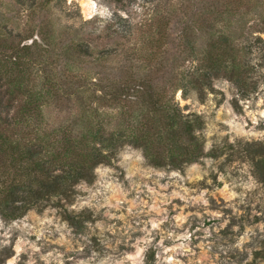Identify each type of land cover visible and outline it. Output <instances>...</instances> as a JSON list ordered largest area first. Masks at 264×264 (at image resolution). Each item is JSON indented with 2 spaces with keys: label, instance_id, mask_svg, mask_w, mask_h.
<instances>
[{
  "label": "rangeland",
  "instance_id": "374dc122",
  "mask_svg": "<svg viewBox=\"0 0 264 264\" xmlns=\"http://www.w3.org/2000/svg\"><path fill=\"white\" fill-rule=\"evenodd\" d=\"M99 4L112 11L111 21H103L99 16L86 19L89 9L77 0H72L71 4L68 0H0V45L6 48L1 41L4 37L10 45H28V51H22L21 55L28 64V86L36 97L42 99L44 126L55 129L59 134L70 130L71 134L80 135L95 129L97 121H103L106 133L119 128L130 133L133 131L130 127L139 120L157 118L140 98L145 89L173 100L183 113L199 115L203 124L196 132L203 142V155L197 161L181 168L159 167L149 162L143 153L145 163L140 165L143 169L179 170L185 176L188 167L198 164L201 170L208 172L204 179L185 181L184 184L192 195L207 189L208 212L222 213L218 219L209 216L203 207H184V202L178 199L167 206L170 217L181 208L186 214L199 211L203 215L202 220L191 216L190 228L188 224L184 225L195 233L190 245L194 255L180 259L185 260V264L189 258L194 264L196 261L200 264H244L248 257L246 249L253 248L249 264H264V239L261 238L264 232L260 230L264 226V140L236 137L235 143H229L228 135L220 136V132L229 131L228 125L223 123L228 116L220 111L226 101L237 116H246L245 104L251 101L248 107L256 111L258 101L264 97L261 90L264 86V0H99ZM134 5L143 12H136ZM121 12L126 16H121ZM2 25H6L12 35L4 32ZM78 43L88 44L93 54L85 56L78 52ZM100 50L107 52L101 56ZM6 51L10 50L6 48ZM253 59L257 60L256 65L252 64ZM210 66L220 67L217 75H212L206 84L201 83L198 90L193 89L195 75L210 69ZM224 80L232 86L227 90L233 97L231 100L225 91L213 86L214 83L222 84ZM127 82L133 83L122 91ZM178 89H187L186 92L183 90L181 100L192 102L181 107L175 99ZM198 108H210L211 111L199 112ZM260 109H264V105H260ZM245 122L248 128L252 127L250 120ZM36 123L32 121V124ZM254 130L264 132V120ZM209 142L212 147L206 152L205 145ZM126 145L134 150L141 149L126 141L109 163L97 166L114 169L115 180L129 189L130 183L125 179L127 171L119 165V153ZM206 159L213 161L211 167L205 164ZM220 176L224 181L219 179ZM249 176L259 187L245 195L244 203H240L238 198L228 201L217 191L225 183L247 182ZM97 179L95 174L92 182L84 181L87 188L95 191ZM154 179L147 180L138 174L133 176V181L140 185L147 183L152 186ZM76 185L69 198L53 196L18 218L5 219L1 214L0 217L7 224L31 213L28 222L36 224L37 218L43 219L47 214L54 223H66L71 230L67 236L71 249L53 242L59 238L55 232L47 242H38L43 244L42 254L52 250L62 253L64 264L85 259L93 251L100 254L98 259L106 255L119 258L124 252L134 251L130 244L141 235L139 232L133 233V240L128 244H115L125 221L109 219L104 215L105 209L97 213L87 207L79 212L71 208L78 197L89 195L87 191L78 190ZM173 190L169 188L167 191ZM234 190L243 191L240 187ZM135 195L136 192L131 191L127 199L132 200ZM140 196L147 199L143 191ZM173 205L177 207L174 209ZM126 207L111 211L117 216L126 215ZM141 219L147 217L142 216ZM225 221L226 226L221 227ZM98 223L105 228L115 226L117 235L107 231L103 234L113 243L115 251L101 244V230L96 227ZM162 228L170 230L168 223ZM197 228L200 231H196ZM204 228L212 232L207 239L204 238ZM236 228L238 231H234ZM248 228L253 229L255 236L251 243L244 245L245 251L234 248L226 254L220 251L221 246L228 248L234 245ZM17 235L14 233L12 244L0 250V264H6L15 255L13 246ZM159 238L157 236L156 239ZM29 239L35 241L36 237L33 235ZM170 243L165 240L166 245ZM80 247H83V252L73 250ZM257 247L259 250H255ZM39 255L36 256L37 264H43ZM146 256V264H155L154 249H150ZM27 259V255L22 253L18 264H24Z\"/></svg>",
  "mask_w": 264,
  "mask_h": 264
},
{
  "label": "trees",
  "instance_id": "16d2710c",
  "mask_svg": "<svg viewBox=\"0 0 264 264\" xmlns=\"http://www.w3.org/2000/svg\"><path fill=\"white\" fill-rule=\"evenodd\" d=\"M2 27L12 35L6 25ZM1 41L10 50L0 45V214L5 219L18 218L50 197H71L75 185L92 182L95 167L109 163L126 141L143 149L149 162L159 167L181 168L203 155L202 139L195 134L202 127L201 117L183 113L177 103L151 89L142 91L140 98L157 118L139 120L130 133L121 128L106 133L103 121L80 135L46 129L42 99L28 86V64L21 55L28 45H10L5 37ZM77 51L93 54L84 43L77 44ZM209 68L195 75L193 89L198 90L220 70L218 66ZM132 83L127 82L122 91Z\"/></svg>",
  "mask_w": 264,
  "mask_h": 264
},
{
  "label": "clouds",
  "instance_id": "9594fccd",
  "mask_svg": "<svg viewBox=\"0 0 264 264\" xmlns=\"http://www.w3.org/2000/svg\"><path fill=\"white\" fill-rule=\"evenodd\" d=\"M71 4L72 0H68ZM77 3L81 4L83 7L89 9L85 18L91 19L94 16H99L103 21H111L113 17L112 11L108 7L99 4V0H77ZM134 10L138 13H142L138 5L133 6ZM121 16H126L125 13L121 12ZM103 26V25H101ZM255 56L256 53L254 52ZM252 64L256 65L257 60L253 59ZM264 71V70H262ZM214 87L221 88L225 91L228 100L233 97L228 93V88L232 87L227 80H224L222 84L214 83ZM261 90L264 91V86H261ZM183 89H178L176 92V101H178L183 107L184 103H191L192 101L181 100ZM237 99L239 97L237 96ZM251 103L249 101L245 104L246 116H237L231 106L225 102L224 107L220 110L226 113L228 118L223 120V123L228 125V132H220V136H229V143H235L236 137H243L246 140H251L253 138L257 140H264V132L255 131V127L264 120V109H260V105H264V97L257 103V110L252 111L249 109L248 105ZM195 107V105H194ZM197 111L205 112L211 111V109L198 108ZM219 119V115L217 116ZM246 120L251 121V128H248ZM247 129V130H245ZM197 136L199 133H195ZM234 134V135H233ZM208 135H211L209 132ZM219 142V141H217ZM212 147L211 142L205 145V151H209ZM120 160L119 165L127 171L125 177L130 183V188L125 189L119 181L114 178V169L106 167L104 165L97 166L94 169V173L98 176L96 180L95 191L87 188L86 183L81 181L80 184L76 185L78 190L87 191L89 195L87 197H78L77 203L71 206L76 212L81 211L85 207L94 209L99 213L100 209H105L104 215L109 219L123 220L125 225L122 231H119V237L115 241L116 245L121 243L128 244L129 241L133 240V233L139 232L141 235L137 236L130 244V247L134 249L132 252H124L119 258L114 255H106L101 257L99 253L93 251L91 256L85 259L74 260L73 264H146L147 256L146 254L150 249H154L156 252L155 264H185V260L180 259V257H190L194 255L192 248L190 247L194 232L189 231L188 228H184L185 224H190V217L197 216L203 219L201 212L197 211L195 213H184L183 208L180 211L170 217L168 205L172 204L173 200H180L184 202V207L197 206L203 207L205 212L211 217L219 218L222 213L220 212H208L209 200L207 196L209 195L207 189L201 190L198 194L192 195L191 190L185 187V181H198L204 179L208 175L207 170H201L198 164H192L187 168V175L182 176L179 170L165 171L157 170L154 168L143 169L140 165L145 163V157L143 156V149H131L130 146H125V149L119 153ZM205 164L209 167L212 166L213 161L211 159H206ZM139 175L144 179L151 180L152 177L155 179L152 182V186L147 183L140 185L133 181V176ZM167 180L165 183H161V180ZM219 179L224 181V177L220 176ZM211 183V180L208 181ZM240 187L243 189L241 192H236L234 189ZM259 187L256 182L249 176L247 182L240 181L237 183L233 181L231 184L225 183L222 189H217L218 192L225 195L228 201L239 199L240 203L245 202V195L252 192L255 188ZM169 188L174 190L168 192ZM131 191H135L136 195L132 200H128L127 197ZM144 192L147 199H142L140 192ZM151 201V203H149ZM126 207V215L121 214L117 216L111 209H116L119 211L121 208ZM177 206L173 205L175 209ZM239 214V213H238ZM259 214V213H257ZM31 213L25 216L23 219L13 220L10 223L4 221L3 217H0V250L12 244V237L14 233H18L16 236L15 244L13 246V255L10 259L6 261V264H18L21 258V254L27 255L28 259L24 261V264H37L36 256L39 255V259L43 261V264H64L63 254L57 250L48 251L46 254L41 253V248L43 244H39L40 241H48L49 237L52 236L53 232L59 234V238L54 243L60 245H67L71 249V244L67 239L70 235L71 230L68 229L67 224L64 223H54V219L45 215V218H37V223H29ZM142 216H146L147 219H141ZM131 221V222H129ZM168 223L170 230H165L162 225ZM227 221L221 225V227L226 226ZM89 228L92 225H88ZM99 228L101 236V244L105 248L115 247L109 238L105 237L103 234L105 231L112 232L113 235H117V230L114 225L105 228L103 224L98 223L96 225ZM202 227V225H201ZM176 229H183V231H176ZM261 232H264V226L260 228ZM196 231H200L197 228ZM238 231V228L234 229ZM204 238L212 235L209 229L204 228ZM35 235L36 240L32 241L29 239L30 236ZM159 236V240H157ZM255 236V232L252 228L246 229L244 234L237 239L234 245H230L228 248L221 246L220 251L225 254L231 249H239L245 251L244 245L252 242V237ZM83 239H88V237H82ZM264 239V237H261ZM165 240L170 241L169 245L165 244ZM77 252H83V247L73 249ZM253 248H248L247 260L244 264H249L252 260ZM255 250H259L257 247ZM69 259H72L69 257ZM187 264H194L192 259L187 260ZM195 264H200V261H196Z\"/></svg>",
  "mask_w": 264,
  "mask_h": 264
}]
</instances>
